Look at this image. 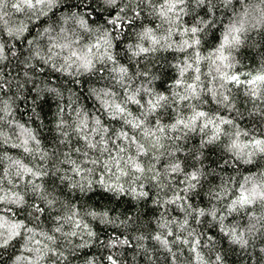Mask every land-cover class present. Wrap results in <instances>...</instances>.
I'll use <instances>...</instances> for the list:
<instances>
[{
  "label": "clouds",
  "instance_id": "clouds-1",
  "mask_svg": "<svg viewBox=\"0 0 264 264\" xmlns=\"http://www.w3.org/2000/svg\"><path fill=\"white\" fill-rule=\"evenodd\" d=\"M0 264H264V0H0Z\"/></svg>",
  "mask_w": 264,
  "mask_h": 264
}]
</instances>
